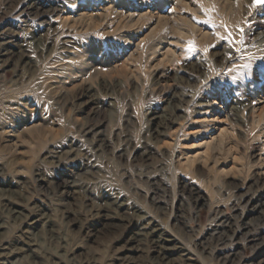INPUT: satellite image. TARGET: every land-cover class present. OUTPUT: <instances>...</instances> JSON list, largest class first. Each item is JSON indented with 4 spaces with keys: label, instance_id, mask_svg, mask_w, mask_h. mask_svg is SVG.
<instances>
[{
    "label": "rangeland",
    "instance_id": "obj_1",
    "mask_svg": "<svg viewBox=\"0 0 264 264\" xmlns=\"http://www.w3.org/2000/svg\"><path fill=\"white\" fill-rule=\"evenodd\" d=\"M128 2L0 0V43H8L5 47L15 54L2 56L0 47V104L11 103L7 110L0 106V122L8 132L0 139V190L26 216L6 215L1 204L7 200H0V264H158L163 255L169 264H224L231 249L234 256L226 264L264 261V133L250 115L251 107L264 106L259 61L264 18L256 10L249 16L252 0H245L246 44L231 48L219 38L226 35L223 28L217 33L196 18L194 23L214 39L193 42V53L186 40L172 65H157L174 38L169 29L162 30V50L150 61L146 77L131 53L138 58L136 44L156 26L157 13H170L171 6L162 0H146L143 6ZM31 3L46 12L29 14L24 6ZM110 5L117 13L124 7L153 14L144 29L131 34L127 47L118 35L128 31L114 32L115 14L103 13ZM81 12L92 15L95 27L78 32L59 25L61 18ZM238 26L228 25L235 40ZM35 36L45 41L33 42ZM18 48L28 55L22 62ZM74 54L81 55L83 65L70 81L65 70L76 63L68 59ZM250 59L254 70L246 74L243 65ZM100 63L114 71L105 70L91 87L87 76ZM10 109L27 115L11 124ZM235 114L242 115L241 122ZM33 124L36 130L29 135L40 138L29 146L22 143L28 139L21 132ZM86 126H94L97 139L110 148L96 152L95 137L83 131ZM214 138H224L230 152L218 154L212 145H201ZM12 147L16 153L9 152ZM20 166L26 172L20 173ZM65 179L74 182L67 193L57 188ZM116 200L124 206L113 204ZM228 218L244 224V234L215 243L218 225ZM150 226L164 231L170 242H150L157 239L149 235ZM4 243L9 247L2 249Z\"/></svg>",
    "mask_w": 264,
    "mask_h": 264
},
{
    "label": "bare ground",
    "instance_id": "obj_2",
    "mask_svg": "<svg viewBox=\"0 0 264 264\" xmlns=\"http://www.w3.org/2000/svg\"><path fill=\"white\" fill-rule=\"evenodd\" d=\"M118 1L119 0H117V2ZM136 1L138 2V5H142V6L146 3V0H136ZM121 2L126 4V6H130V3L128 2V0H121ZM162 3H163V5L164 4H170L171 12L166 14V15H161L159 12L157 13V17L155 18V20L157 22L156 26L152 27L150 29V32L147 34V36H145L144 38L139 40V42L135 46V49H134L133 52H139L138 53V58H134V55L132 53H131L132 56L130 55L131 56L130 58H131V60L133 62H135V63L138 62L139 70L141 72H143V74L146 77L149 76L147 71L150 68L149 67L150 61L155 57L156 54H158L162 50V48H161L162 43L161 42L163 41L162 40L163 37L160 35L162 30L169 29L174 38H172L170 40L167 48L161 54L160 59L159 60L156 59V60H158V64L157 65H163L164 63L172 65L173 63H175V59H177V50L176 49H179L181 52H183L184 51V43H185L186 40L192 41V42H194L196 44H200L202 42L203 43L204 42L210 43L214 39V36L211 33H209L208 30L205 31L204 29H202L201 26L195 24L194 20L192 19L193 16H195L196 18H198V19H200L202 21L207 18L204 15V13L202 12L201 7L208 8V9H213V8L215 9V11L211 13V15H212L213 21L216 24H220L221 21H223V22H225L228 25H230V24L233 25V26L239 25V26L243 27L244 24H243V17L241 16L242 15L241 11H242L243 3H247V2H245V0H162ZM24 8H25L24 10L26 12H28L29 14L32 13L35 17H39L43 13L46 12V11L42 10L43 7L42 8H41V6L36 7L35 3L26 4L24 6ZM113 8L114 7L112 5H110V6H108L107 8L104 9L103 13H105L106 11L107 12H111V11H113L112 10ZM161 8H163V6H161ZM121 9L123 10V12H121V13H117L116 9H114V11L112 12L113 14H115V18H114V21H113V24H114V27H115L114 28V32H117V30H120V29H125V30L128 31L126 33V35H118L120 43L126 44V47H127V46H129L131 44V42H129V37L131 36V34L134 36L135 31H137V30L141 31L142 29H144L146 27V25H148L151 22V20L153 18V14L151 12H149V11L148 12L146 11V12L141 13V14H134L133 12L130 13L129 11H127L124 7L121 8ZM40 10H41V12H40ZM182 12H184V15L182 14ZM106 15H108V14H106ZM95 24H96V21L92 18V15H89V14L84 13V12L79 13L76 17L75 16H69V17L61 18L60 22H59V25H63L65 27H67L69 25H71L69 27L73 26V28L76 31H78V32H82V31L84 32V31H86L88 29H92L93 27H95ZM158 26H160V30L157 28ZM233 28H235V27H233ZM214 31H216V29ZM217 31H216L217 33H220V29L219 28H218ZM35 38H36V36H35ZM35 38L33 37V39H32L33 42H37L38 40H44L45 41V39H43V38H45L44 36L43 37L37 36V38L36 39ZM7 44L8 43H0V47H2V52L1 53H3L2 56H5V57L6 56L7 57L13 56L14 57V55H15L14 52H10L5 47ZM18 49H19V54H20L19 55L20 56L19 59H20V62H22L23 61L22 59L23 58H28V55L25 54L24 51L21 50L20 48H18ZM69 58L72 61H74V63L76 62L74 65H70L71 63H68L67 67L68 68L73 67V68H70L69 70H65L66 71L65 72V79L71 81L73 79V76H75L76 74L78 75L80 73L79 67H81L83 65V63L81 62L83 59L81 58L80 54L70 55V57H68V59ZM60 60L58 58H56L53 61L54 62L55 61L60 62ZM25 64H26V66L29 65V63H25ZM28 69H30V67ZM105 70H106L107 73L109 71L110 72L114 71L111 68V66L103 65V63H100V66H98V68L96 69L95 73L93 75H88L87 76V80H90L91 87H93V83L96 81V79L100 75H105L104 74ZM111 70H113V71H111ZM59 86L62 87L64 85L62 83H60ZM0 106L7 110V109L11 108V103L10 104L9 103H7V104H2L1 103ZM250 109H251L250 110V113H251L250 115H251L252 121L255 122L256 127L260 128V132L263 134L264 133L263 132L264 131V106L262 108H258V109H256L255 107H251ZM256 110L257 111L261 110V111H260L259 114L255 115V111ZM1 111H0V114L2 113ZM10 111L12 112L11 120H10L11 124H13L15 122H16V124L20 123L19 120L22 119L23 116L27 115V112H22L21 113L20 111H16V110L14 111L12 109H10ZM29 113L31 114V112H29ZM235 117H236L237 121H240V122L243 119L242 115L235 114ZM0 123H1L0 124V139H2L3 136H5L6 133H8V132H5V130H7L6 126L5 125L3 126L2 122H0ZM94 128H95L94 126L93 127L92 126H86V127L83 128V129H85L83 131L85 132L86 135L88 134V135H91V136L95 137V142H96V146L95 147L96 148L94 150H96V152L104 153L105 149L110 148V146H109V144L105 143V141H103V140H101L99 138L97 139L96 136H97L98 132L94 133V130L96 131V129H94ZM35 130H36V125L35 124L30 126L29 129H27L25 127L22 130L21 134L23 133V135H26L28 140H22V141H24L22 143L27 144L29 146L33 145L34 140L40 138V135H37V136L29 135V133L31 131H35ZM11 132H15L16 133V131H11L10 130V133ZM41 132H43V134L48 133V131H46V130L41 131ZM213 140L215 141L216 139L214 138L210 142H204L201 145L204 148H208L210 145H212L213 146V149H212L213 152H217L218 154L222 153L223 151H227L228 153L230 152L231 149L227 148L229 143L224 138H220L219 140H216V142H213ZM225 142H227V143H225ZM12 149H13V151H12ZM56 149L57 148H55V152L53 154H58L59 151H57ZM16 150H17L16 147H12L9 150V152L16 153ZM94 150H93L92 153H94ZM86 156H88L87 153H86ZM190 165H191L190 160H187L184 167L186 169H189ZM21 168L22 167L20 166L19 169H21ZM92 168H93V166L91 165L89 167V169H92ZM22 172L23 173L26 172V168L23 167L20 170V173H22ZM83 172H85V171H83ZM87 173L91 174V172H89V171H87ZM80 176H81V174H80ZM73 185H74L73 181H72V184H71V182H69V181H67L65 179V180L62 181V183H59L57 185V188H59V190L64 191V192L67 193V191L69 189H73L74 188ZM90 195H92V194H90ZM3 196H4V191L0 190V200H2V201L7 200V202H3L1 204V205H3L5 207V211L7 212L6 215H10V216L13 215L16 218L22 217L23 220L26 219V216L21 213V210H19L18 207H16L15 204H13L9 199H7V198H5ZM195 198L197 199V198H199V196L195 197ZM88 200L91 201L92 199H88ZM113 204H115L118 207L124 206L123 203L118 201V200L113 202ZM261 205L264 206V204H261ZM257 207H258V204H257V206H253L250 209V211L248 209L246 211L248 212V214H250L249 212L256 210ZM243 213H245V210L242 212L240 218H243V215H244ZM237 216H239V215H237ZM138 217L141 220L145 219V217H143V216H138ZM235 218H237V217H235ZM228 220H230V221H228ZM228 220H225L224 222H221L218 225L219 228H217V231L214 233V236L212 238V241H214L215 243L223 242L225 240V238L233 241V240L237 239L238 237H240L241 235L244 234L242 232L244 224L239 226L236 223L237 219L235 220L236 222L233 221V219L231 221L230 218H228ZM151 223L152 222H147L146 225L149 226V224H151ZM235 225H237V226H235ZM150 228H151L150 229L151 232H150L149 235H156L157 234V239L154 240V241H150V242H152L153 244H158V245H161V242H163V241L164 242H170L169 240H166L165 237L163 236L165 232L159 230L157 228V226H155V227L154 226H152V227L150 226ZM9 243L11 245V242H9ZM5 245H8L7 247H9V244L4 243V244L1 245V248L2 249L3 248L6 249ZM164 250L172 251L174 249L164 248L163 251ZM177 250L182 252V253L184 252L183 248L182 249L177 248ZM233 251L234 250L231 249L230 252L228 253V255L223 259L224 260L223 261L224 264L232 261V258L234 256ZM45 255L46 256H50V254H45ZM165 256L166 255H163L162 258L159 257L161 259H159V263L158 264H169V262H165V260L167 258ZM170 264H172V262ZM257 264H264V261L258 262Z\"/></svg>",
    "mask_w": 264,
    "mask_h": 264
},
{
    "label": "snow or ice",
    "instance_id": "obj_3",
    "mask_svg": "<svg viewBox=\"0 0 264 264\" xmlns=\"http://www.w3.org/2000/svg\"><path fill=\"white\" fill-rule=\"evenodd\" d=\"M250 7V12H249V16H252V11L251 10H256L255 11V15L257 17H261L264 18V0H252ZM202 12L204 13V15L207 17L206 19H204L203 21H197L198 23H202L205 25H211L212 28L214 29H218V28H223L226 32V35L223 37H219L221 40L225 41L228 46L231 48L233 47L234 44H238L240 46H244L246 44V35H245V28L244 27H239L238 26V31L240 33V37L238 40L234 39V34L232 31L228 30V25L221 21L220 25H217L212 18L211 13L215 11V9H208V8H203L201 7ZM193 20L196 19L195 16L192 17ZM247 23V27L249 28V30L252 29L253 25L250 21L246 22ZM187 51L189 53H193L196 52L197 49L194 47V44L192 41L188 42V48ZM209 51L208 48L204 49V53L206 54ZM236 52H241L242 48L241 47H237L235 49ZM229 58L231 59V53H229ZM259 61L261 62L262 65H264V56L259 58ZM243 67L247 70L246 74H251L253 72V63L250 59V61L246 64L243 65ZM219 75V74H218ZM232 80L235 81L236 77L233 76Z\"/></svg>",
    "mask_w": 264,
    "mask_h": 264
}]
</instances>
